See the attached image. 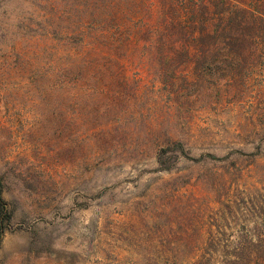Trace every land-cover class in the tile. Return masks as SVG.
<instances>
[{"label": "rangeland", "instance_id": "rangeland-1", "mask_svg": "<svg viewBox=\"0 0 264 264\" xmlns=\"http://www.w3.org/2000/svg\"><path fill=\"white\" fill-rule=\"evenodd\" d=\"M66 3L0 0V264H209L264 233V40L167 84L138 52L64 85Z\"/></svg>", "mask_w": 264, "mask_h": 264}, {"label": "trees", "instance_id": "trees-1", "mask_svg": "<svg viewBox=\"0 0 264 264\" xmlns=\"http://www.w3.org/2000/svg\"><path fill=\"white\" fill-rule=\"evenodd\" d=\"M62 13L72 18L50 33H62L64 85L83 82L84 75L70 78L90 62L98 68L110 56L122 67L126 56L138 52L144 53L140 62L156 68L167 84L169 75L194 60L214 56L233 62L236 54L257 51L254 44L264 40V0H68ZM171 148L185 153L179 142ZM167 149L158 152L162 165ZM3 185L0 178V213L9 220ZM3 232L0 228V242ZM238 242L221 248L210 239L204 262L264 264V233L245 234Z\"/></svg>", "mask_w": 264, "mask_h": 264}]
</instances>
